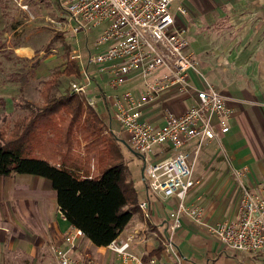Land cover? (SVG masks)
Listing matches in <instances>:
<instances>
[{"label": "crops", "instance_id": "crops-1", "mask_svg": "<svg viewBox=\"0 0 264 264\" xmlns=\"http://www.w3.org/2000/svg\"><path fill=\"white\" fill-rule=\"evenodd\" d=\"M63 1L36 0L28 5L23 0H15L19 6L25 4L27 8H44L45 5L52 8L55 15L49 22L57 32H63L62 37L67 38L73 34ZM177 7H183L186 12L181 14ZM39 11L44 13L45 10ZM172 12L175 27L188 39L186 52L196 61L198 72H188L185 90L173 87L156 99L145 102L141 106L142 119L159 127L164 124L168 111L180 115L192 106L196 102V92L207 84L220 91L231 111L229 131L201 146L193 169L197 183L187 194L185 203L203 208L206 224L233 222L238 215L241 194L234 170L245 167L244 185L251 189L259 186L264 189V0H174ZM19 27L16 23L13 27L6 16L0 18V53L11 52L15 60H30L41 47L36 42L45 39H39L45 29L41 24L31 38L27 34L19 37ZM102 30L101 26L87 34L79 32L73 35H82L87 47L91 48L80 47V59L71 60L76 64L79 75L69 77L80 81L83 72H87L91 79L88 97L94 99V109L105 126L108 128L110 125L117 134L114 123L119 132L123 131L113 119L114 95L109 93L125 85L136 93L132 92L135 98H141L143 80L136 73H131L122 85L114 88L109 85L107 71H100L99 65L88 63L89 55L106 48V45L96 47L93 44ZM71 51L68 45L67 52L70 54ZM19 93V84L9 82L0 85L6 118L18 119L28 114L29 111L17 117L16 103L20 100L15 98ZM97 103L99 106L101 103L100 112L96 108ZM14 121L10 122V128ZM193 146L190 143L187 149ZM163 152L166 156L170 153L169 148L165 146ZM129 179L136 191L137 207L116 240L132 237V250L143 259L154 256L171 260L173 255L164 249V242L168 214L175 208L177 199L149 191L142 171L129 175ZM141 201L148 203L145 213L138 207ZM72 228L63 217L56 192L47 179L16 173L0 176V264H58L52 247H66L63 237ZM173 246L182 264H264V251H229L204 225L187 216L181 217ZM107 250L108 247L93 246L88 239L81 237L72 254L81 264H91L98 252L104 254L102 257L106 262L95 264H120L116 254L112 252L108 256Z\"/></svg>", "mask_w": 264, "mask_h": 264}, {"label": "built area", "instance_id": "built-area-1", "mask_svg": "<svg viewBox=\"0 0 264 264\" xmlns=\"http://www.w3.org/2000/svg\"><path fill=\"white\" fill-rule=\"evenodd\" d=\"M174 0H64L66 19L73 35L85 34L103 27L94 41L105 50L89 55L88 63L99 65L109 73V85L117 88L131 73L143 80L141 98L131 91L115 94L112 100L113 119L129 137L133 150L144 157L143 178L153 194L175 197L176 206L168 214V230L164 249L172 259L149 256L143 259L132 250V237L115 240L108 249L116 254L120 264H182L174 252L173 238L180 227L181 217L187 216L204 225L223 246L237 253L264 251V189H251L243 183L245 167L234 170L241 187L238 215L233 222L214 225L203 220V208L185 203L189 191L196 185L193 169L201 146L219 139L229 131L231 111L220 91L207 84L196 92V102L184 113L167 112L163 125L156 127L142 119L141 106L170 88L185 90L189 71L198 72L197 63L186 52L188 39L174 25ZM22 8H27L22 5ZM177 11L184 14L183 7ZM70 60L80 59L78 50H72ZM90 76L86 71L80 81L71 83L70 91L83 97L87 106L95 101L88 97ZM114 134L112 129H109ZM108 133V130L105 131ZM190 143L193 147L187 149ZM170 153L164 156V147ZM148 203L138 207L145 213ZM147 216V214H145ZM82 237L72 228L63 237L66 247L53 246L58 264H81L73 257L76 242Z\"/></svg>", "mask_w": 264, "mask_h": 264}, {"label": "trees", "instance_id": "trees-1", "mask_svg": "<svg viewBox=\"0 0 264 264\" xmlns=\"http://www.w3.org/2000/svg\"><path fill=\"white\" fill-rule=\"evenodd\" d=\"M10 74V81L21 89L29 82L24 68ZM63 74L79 75L74 61L40 81V106L23 98L16 103L29 112L12 128L0 129V176L16 173L47 179L63 217L93 246L105 248L130 222L137 207L136 191L118 144L121 140L104 134V121L95 109L70 90L52 94Z\"/></svg>", "mask_w": 264, "mask_h": 264}, {"label": "rangeland", "instance_id": "rangeland-1", "mask_svg": "<svg viewBox=\"0 0 264 264\" xmlns=\"http://www.w3.org/2000/svg\"><path fill=\"white\" fill-rule=\"evenodd\" d=\"M24 1L28 5H31L36 2V0H23V2ZM43 3L45 2L43 1ZM38 9H43L45 11L44 13H40ZM54 15L55 14L53 13L52 8L46 5L44 6V8L39 6H30L28 8H22V6H19L17 2H15V0H0V18L2 16H6L9 22L12 23L13 27L15 23L19 24L20 27L19 30H17L19 37L24 34H27L32 38V36L35 35L36 30L40 27L41 24L45 29L43 30V33H41V35L39 36V39L41 37H44L45 39H40V42H36L37 44H39V47H41L40 49H38V51H36V54L32 59H22L20 61L16 59V61L14 59V55H12L11 52H3L5 54L0 53V85L7 84L9 82H12L13 84H18L16 82L10 81V73L16 72L19 69L21 70L22 68H24L28 73L29 82L24 88H20V93L16 96L15 99H26L25 97H27V99L31 100V102L34 103L33 105L35 107L41 105V98L39 96L40 81L47 80L51 78L57 71L64 70L66 63L68 62V57L70 55L67 52L68 45L71 46L72 50H79L82 46L86 47L87 49L89 47L91 48V46L87 47L86 42H84L83 36L80 34L75 37L73 35H69L67 36V38L62 37L63 32H57L56 29H54L49 22V19L52 18V16ZM3 32L4 30H2L1 33ZM12 38L14 39L13 35ZM90 43L91 39L89 37V44ZM58 81L59 83L52 91L53 95H59L64 93L65 91L70 90L71 83L78 82L74 77H69L65 74L60 76ZM127 91H131V89L128 90V87H125L124 85V87H120L116 90L110 91L109 94H111L112 96ZM2 101L3 100L0 99V129L3 126L7 127V129H10V122L14 121L16 118H6V113L4 112L5 104ZM100 106L97 103L96 108L99 110V112L101 111ZM16 108L18 110L17 117H20V115H23L28 112V109L24 108L22 105H18V107ZM2 114L4 115V117L2 116ZM113 126H116L115 130L117 134L114 133L115 136H117L118 139L122 141H118V144L124 155V161L128 165L129 175H134L136 173L139 174L140 171H142L143 169V159L139 155H136L132 152L133 148L127 141L128 136L123 132H119V128L115 123ZM109 129H112L110 128V125L108 128L107 126H104V134H109L110 136H112V133ZM106 130H108V133L105 132ZM91 169L93 170V168ZM107 251L109 252L107 255L110 256V253L112 252L110 250ZM102 256H104V254L99 252L96 253V255L91 260V264L106 262V259ZM48 264L55 263L48 262Z\"/></svg>", "mask_w": 264, "mask_h": 264}, {"label": "water", "instance_id": "water-1", "mask_svg": "<svg viewBox=\"0 0 264 264\" xmlns=\"http://www.w3.org/2000/svg\"><path fill=\"white\" fill-rule=\"evenodd\" d=\"M133 152V151H132ZM133 153H135V152H133ZM136 155H139L143 160H144V157L143 156H141L140 154H138V153H135ZM142 174H143V169H142Z\"/></svg>", "mask_w": 264, "mask_h": 264}]
</instances>
